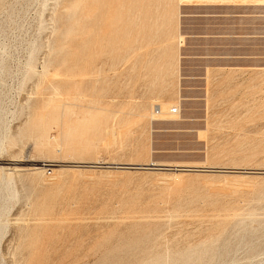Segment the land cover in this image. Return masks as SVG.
<instances>
[{
    "label": "rangeland",
    "instance_id": "1",
    "mask_svg": "<svg viewBox=\"0 0 264 264\" xmlns=\"http://www.w3.org/2000/svg\"><path fill=\"white\" fill-rule=\"evenodd\" d=\"M66 1L0 0V208L9 223L0 264H97L104 252L136 240L138 231L155 223L154 251L179 252L208 234L211 219L250 208L261 213L264 194L244 195L259 186L264 191V0H184L178 7L176 0L170 19L160 11L163 0H154L150 8L160 9L146 18V46L131 56L120 41L114 46L121 55L113 50L111 65L98 62L99 73L76 77L79 84H62L54 95L47 91L44 98H67L77 106L75 116L65 115L50 129V139L59 141L54 149L37 151L35 133L17 135L29 108L43 99L28 70L41 68L55 32L49 16ZM122 31L116 38L125 39ZM90 47L82 57L94 52ZM100 116L109 126L94 131L89 120ZM15 165L26 171L15 172ZM188 181L228 195L236 209L203 200L176 208L180 184ZM36 202H43L46 219L37 220ZM235 231L228 226L226 232ZM253 240L250 248L240 245L212 264H264V230ZM40 242L46 245L39 248ZM236 242L231 238L228 249Z\"/></svg>",
    "mask_w": 264,
    "mask_h": 264
},
{
    "label": "bare ground",
    "instance_id": "2",
    "mask_svg": "<svg viewBox=\"0 0 264 264\" xmlns=\"http://www.w3.org/2000/svg\"><path fill=\"white\" fill-rule=\"evenodd\" d=\"M73 1H75V3H73ZM73 1L70 0V1H66L65 3L63 2L64 5L62 7V10H57L60 12H57L58 14L56 13L55 16L53 14L54 18L53 16H49V17H52L51 19H53V24H54V29H55L53 31L55 32L51 34L53 36L51 37L49 41H47L48 45L46 46L48 47L47 48L48 52H46L45 55L42 57L43 62L41 61L42 65L40 69L38 68L39 70H37L35 67L29 68L28 70L29 73L32 72L33 76H35V79H36L34 93L42 92L43 99L40 102V104H38L37 106H31L29 108L27 120L24 122L23 127L19 128V133L17 135L21 134L22 130H25L24 132L27 131L28 133L30 132L35 133L36 134L35 135L36 136L35 147L37 151H45L47 149L52 150V148L59 141L56 142V140H54L53 138H52L53 140L50 139L49 137L50 129L53 127V125L59 124V121H61V119L65 115L69 116L70 113H73L74 115L75 112L73 111L72 107L77 106V104L74 102H71V100L67 102V98L66 99L64 98L61 101L54 99L55 96L54 97L52 96V98L51 97L44 98L47 91H51V93L54 95V92L57 93L59 88L62 87V84L66 85L70 82H73L75 85H77L79 83L77 81L75 82L76 77H78L79 79H84L90 73H93V72L99 73L102 69V66L111 65L110 64V62H112L111 52L113 50L116 52H118V50L120 51V49L116 50L114 46L115 44L120 43V41H122V44H125V48L124 50L123 49L122 50L125 51L127 55L131 54L132 52L135 53L137 50L142 49L144 46H146V45L143 46V43L146 44V42L149 41V39L147 38L145 34L146 28H147L146 20L150 19L148 17L152 12H154L155 10L159 11L158 9H160L159 6H155L154 10L150 8V4L152 2L154 3L156 0L155 1L154 0H73ZM175 1L176 0H163L164 2L163 5L166 4L164 8H163V5L160 3L161 5L160 7L163 8V10L160 9V11L164 14L163 16L165 18L170 19V16L171 15L173 16L175 14L174 12H172L173 11L172 9H175L172 7V3H174ZM183 1L184 0H179L177 3H174V4L175 5L177 4L176 7H178L180 3H182ZM60 5L62 6V4ZM169 6H170V9L168 8ZM123 15H124V20H123ZM165 18L162 17L163 21H166L164 20ZM154 20L159 21L158 19L157 20L154 19ZM63 21L66 22V25L61 26ZM121 22L124 23L123 26L121 25L123 24ZM121 29L123 31L125 30L126 32V33H123L122 31V33L124 34L123 37L126 36L125 39L123 38L122 40L120 37L116 38L118 32L121 33L120 32ZM150 29H147V30H150ZM178 36H181V35L177 34V39L179 38ZM179 40L181 41V39ZM72 42H74V45ZM90 46L94 48V52L92 54H88L87 58H85L86 55L85 57H82L83 53L87 54L86 51H88L89 48H91ZM118 46L117 48H121ZM133 54H131V56ZM120 55L121 54H119V56ZM68 57L70 58L66 60V58ZM136 59H138V57ZM140 59H143V58L140 57ZM57 60H60V62L54 67L53 63L56 62ZM114 60H117V59H114ZM135 61L133 63H135ZM144 61L146 62V59ZM98 62H100L102 65L99 68H98V65H99ZM79 63L81 64L79 65ZM136 63H138L139 65L138 60ZM64 64L66 65L65 70L61 71V69L59 68L60 66H63ZM113 65L117 66L116 63L112 64V66ZM130 66L135 68V66H133L132 64ZM165 66L166 65L163 66L164 67L162 68L163 70L165 69ZM60 76H64V79H61ZM73 100H77V98L74 97ZM77 116H78V113H77ZM83 118H85V116ZM100 118L101 116L97 119L93 117L91 120H89V123L96 127V130L93 129L94 131H98L97 127H99L100 128L99 131H101L102 127H105L107 125L109 126L108 117L104 116L101 119ZM76 120H79V118L77 117ZM77 123L78 122L76 121V124ZM70 125L72 124L70 123ZM108 126L106 128H108ZM66 131H64V133ZM100 134L102 136V133ZM99 137L100 135L98 136V139L101 140V138ZM66 138H67V134H66ZM67 140H69V138ZM86 140L87 139H85V141ZM87 142L85 143V147L86 145H88ZM89 142L91 143L92 141H89ZM67 144H68V141H67ZM71 145L69 146L66 145L68 146L67 149H69V151H70L69 147ZM88 146H90V144ZM94 147L92 148L89 147V148L93 149ZM126 165H128V166H125L127 168L138 169L137 167H134V166H138L140 164H126ZM182 166L188 167L185 169H194L192 167H195L193 165H182ZM150 169H154V168H150ZM161 169H166V168H161ZM16 171L25 172L26 169L21 166H16L15 172ZM10 177H11V174H7V178L9 179V182H8L9 184H10ZM225 183H223V186ZM180 185H181L180 189L176 195V204H175L176 208L178 209L185 207L186 205H189L190 203H194L199 200L209 201L211 204H215L214 206L215 207L217 206L218 209L223 208L228 212L236 209L235 205H233L234 202L231 201L228 195L211 194L204 190L198 189L196 185L193 184V182H189V181L186 183H181ZM210 186H212V184ZM225 186L227 188L229 187L227 185ZM224 187L219 188V189L220 190L224 189ZM231 187H234V186L232 185ZM243 187L241 186V188ZM6 188L9 194L11 192L14 193L11 186L8 185ZM215 188L217 189L213 191L218 190V187L215 186ZM237 189L239 190L240 187L238 188L237 186ZM263 194H264L263 187L259 186V187H256L254 190H252L250 194L244 195V197L245 199H249L248 197H251V196L253 198L256 197L257 199H262ZM261 210L262 212L260 213L255 208H250V209L242 210L238 213H234V214L229 213V214H226L225 216L218 217L216 219H211L208 234L202 240L196 243L190 244L186 249H184L183 251H179V252H172L168 248L165 249L164 251H154V247L156 246V241H157L156 233L158 231V224L155 223V224H152V227L147 232H144L142 230L138 231L137 234L139 236L137 237L136 240L119 244L116 248L111 249L107 252H104L102 256L99 258L97 264H212L216 261L222 260V258L225 256H229L230 252L236 251L237 247H239L240 245L249 246V248L251 247V245L255 242L253 238L258 237V232L261 230H264V208H261ZM46 211H48V209ZM34 212L38 215L37 220L46 219L44 217H46V215L48 214V212L47 214L44 213L43 202L35 203ZM8 224H9L8 218L4 217V210L3 208H0V252L2 251L1 241L5 235ZM228 226L234 227L236 231L233 234H230V233L227 234L226 231H227ZM43 231H46V230H43ZM39 233L41 232L39 231ZM45 234H47V232L44 233V235ZM35 236H41V235H35ZM50 237L51 236H49V238ZM231 238L237 239L236 247L233 250L228 249V243L230 242ZM39 239H41V237ZM26 240H27V237H26ZM32 240L33 239H31L30 241ZM32 242L33 243L31 244L33 245L34 241ZM42 242L46 243V240ZM45 243H42L41 246H39V248L40 247L42 248V245H46ZM21 245L22 244L17 245L16 248L19 249ZM35 249L39 251L37 252L38 254L41 252L40 251L41 249L38 250V246ZM249 250L252 253L254 252L255 248L252 247ZM13 254L15 255L16 253H13ZM31 255L34 256V254H31ZM31 255H28V256H31ZM34 260L35 259H33V261ZM28 262L26 264H28ZM37 263H34V264H37Z\"/></svg>",
    "mask_w": 264,
    "mask_h": 264
},
{
    "label": "water",
    "instance_id": "3",
    "mask_svg": "<svg viewBox=\"0 0 264 264\" xmlns=\"http://www.w3.org/2000/svg\"><path fill=\"white\" fill-rule=\"evenodd\" d=\"M137 168H154V169H161L164 168V166H134Z\"/></svg>",
    "mask_w": 264,
    "mask_h": 264
},
{
    "label": "built area",
    "instance_id": "4",
    "mask_svg": "<svg viewBox=\"0 0 264 264\" xmlns=\"http://www.w3.org/2000/svg\"><path fill=\"white\" fill-rule=\"evenodd\" d=\"M172 112L177 114V113H179V109L177 107H173L172 108Z\"/></svg>",
    "mask_w": 264,
    "mask_h": 264
}]
</instances>
